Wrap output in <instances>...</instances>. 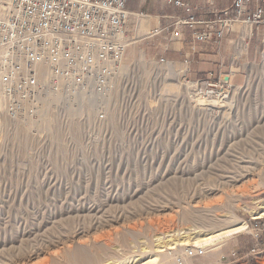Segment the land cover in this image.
Wrapping results in <instances>:
<instances>
[{
    "label": "rangeland",
    "instance_id": "1",
    "mask_svg": "<svg viewBox=\"0 0 264 264\" xmlns=\"http://www.w3.org/2000/svg\"><path fill=\"white\" fill-rule=\"evenodd\" d=\"M124 65L105 120L90 108L50 109L32 125L0 118V264H134L167 233L199 236L264 210V134L250 113L192 103L178 63ZM243 238L179 246L162 264L179 252L214 264Z\"/></svg>",
    "mask_w": 264,
    "mask_h": 264
},
{
    "label": "built area",
    "instance_id": "2",
    "mask_svg": "<svg viewBox=\"0 0 264 264\" xmlns=\"http://www.w3.org/2000/svg\"><path fill=\"white\" fill-rule=\"evenodd\" d=\"M159 1L185 10L187 16L172 17L173 24L190 28L197 42H216L235 26L264 32V0H232L229 7L213 12L214 19L197 18L187 0ZM125 4L126 0H0V118L32 125L50 109L80 113L90 108L96 120H105L116 85L124 78V55L131 44ZM235 72L229 68L226 79L217 80L211 73L194 80L184 73L188 99L219 115L231 106L236 85L228 76ZM128 102L134 104L132 99ZM254 216L245 221L252 244L239 255L231 252L235 258L229 264H252L264 252V215ZM198 254L175 253L171 263L164 264H190L186 258Z\"/></svg>",
    "mask_w": 264,
    "mask_h": 264
},
{
    "label": "crops",
    "instance_id": "3",
    "mask_svg": "<svg viewBox=\"0 0 264 264\" xmlns=\"http://www.w3.org/2000/svg\"><path fill=\"white\" fill-rule=\"evenodd\" d=\"M192 12L200 19H214L213 12L231 5L232 0H187ZM130 13L127 29L131 38L124 60L164 58L181 66L185 76L194 80L212 74L213 79H226L229 68L235 74L228 76L236 85L231 95V105L244 108L254 119V127L260 126L264 134V32L255 27L235 26L223 38L214 41L197 42L192 30L186 26L175 27L172 17H185L183 8L159 0H126ZM197 29L202 28L200 25ZM158 29L159 32L155 33ZM250 239V238H249ZM246 240V239H245ZM236 239L235 250L221 253L214 264H229L238 251L244 253L252 244ZM264 244V235H263ZM244 251V252H243ZM196 261V260H195ZM252 264H264V252L257 255ZM196 264H204L199 261ZM206 264V263H205Z\"/></svg>",
    "mask_w": 264,
    "mask_h": 264
},
{
    "label": "bare ground",
    "instance_id": "4",
    "mask_svg": "<svg viewBox=\"0 0 264 264\" xmlns=\"http://www.w3.org/2000/svg\"><path fill=\"white\" fill-rule=\"evenodd\" d=\"M176 78H178L176 81L178 84L182 83V81L184 80V71L181 70V72L178 75H176ZM180 78L181 80H179ZM176 82L173 83L172 86L175 87ZM257 215H259L258 217H262L264 215V212L258 213ZM247 227L248 226L246 222L240 221L235 224L226 225L215 231L201 234L199 236H191L192 235L191 233H187V234L181 233L180 236L176 238V236L179 233H176V234L167 233L166 237L168 240V244L165 242V244L160 245L161 242L157 241L156 249H154L152 252L154 253L153 257L149 258L146 261H142V262H140V260L136 258L133 262L134 264H162L164 261L166 262L165 257L172 255V252L177 250V247L179 246L191 247V250L204 249L205 247H210L214 245L216 246V244L219 241H221L224 237L235 234V233H240L246 230ZM194 233H198V232L196 231ZM156 239L159 240L160 237L156 236ZM216 248L217 247H214L213 249H216ZM78 257H80L81 259L80 264H93L92 263L93 261H90V259L86 258L82 254L80 256L78 255Z\"/></svg>",
    "mask_w": 264,
    "mask_h": 264
}]
</instances>
